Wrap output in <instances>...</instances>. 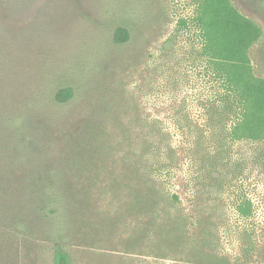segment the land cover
<instances>
[{
    "label": "rangeland",
    "instance_id": "obj_1",
    "mask_svg": "<svg viewBox=\"0 0 264 264\" xmlns=\"http://www.w3.org/2000/svg\"><path fill=\"white\" fill-rule=\"evenodd\" d=\"M228 1L261 30L248 55L254 76L264 79V0ZM205 3L0 0V264H53L50 237L81 228L68 245L72 264H264V158L252 159L258 146L248 141L233 144L231 164L219 163L218 196L200 168L185 162L174 179L186 219L180 242L142 240L136 217L126 223L112 195L100 202L96 225L46 221L26 183H13L45 177L40 163L67 161L84 116L113 113L139 145L140 120L204 112L218 87L201 55ZM118 27L130 33L126 44L113 41ZM65 87L74 99L57 106L54 96ZM116 125L108 126L110 136L120 134ZM121 156L99 160L119 164Z\"/></svg>",
    "mask_w": 264,
    "mask_h": 264
},
{
    "label": "trees",
    "instance_id": "obj_2",
    "mask_svg": "<svg viewBox=\"0 0 264 264\" xmlns=\"http://www.w3.org/2000/svg\"><path fill=\"white\" fill-rule=\"evenodd\" d=\"M198 24L203 40L201 55L209 64L207 75L213 77L216 87L218 84L213 100L204 104V112L198 116L140 120L143 130L139 145L131 138L132 129H126L125 124L120 127L122 121L112 119L113 113L91 121L84 116L79 138L72 144L67 161L59 165L36 164L45 177L13 180L17 187L26 183L27 189L37 196L36 210L44 220L63 216L68 224L96 225L95 212L100 202L112 195L121 202L126 223L136 217L140 234L135 235L142 240L155 236L180 242L185 239L181 229L186 219L174 179L185 162L200 168L206 187L217 188L218 196L222 185L219 163L225 159L231 164L234 143L251 142L258 146L252 159L257 162L264 158V79L254 76L248 55L261 30L228 0H206ZM186 25L180 22L179 28ZM129 40L125 27L114 31L116 45ZM74 95L73 88H61L53 103L66 105ZM95 123L98 126L93 130ZM112 124H120L113 128L120 133L114 137L108 131ZM114 153L122 154L119 164L99 160ZM5 186L1 180L0 190ZM248 205L252 208L251 202ZM78 236H83L82 228L76 235L64 231L50 237L53 264H72L68 245Z\"/></svg>",
    "mask_w": 264,
    "mask_h": 264
}]
</instances>
